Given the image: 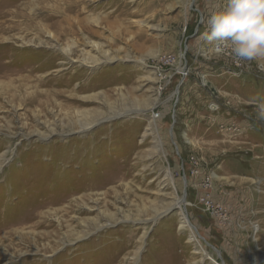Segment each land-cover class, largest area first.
I'll return each instance as SVG.
<instances>
[{
  "label": "rangeland",
  "instance_id": "1",
  "mask_svg": "<svg viewBox=\"0 0 264 264\" xmlns=\"http://www.w3.org/2000/svg\"><path fill=\"white\" fill-rule=\"evenodd\" d=\"M76 1L80 15L64 14L88 24L70 32L75 58L83 37L116 57L91 68L39 44L17 56L46 65L33 75L54 81L31 84L58 93H0V264H213L199 246L221 264H264V65L215 53L207 20L226 0ZM76 110L100 119L76 131ZM42 123L62 131L39 138ZM174 195L198 241L163 211Z\"/></svg>",
  "mask_w": 264,
  "mask_h": 264
},
{
  "label": "bare ground",
  "instance_id": "2",
  "mask_svg": "<svg viewBox=\"0 0 264 264\" xmlns=\"http://www.w3.org/2000/svg\"><path fill=\"white\" fill-rule=\"evenodd\" d=\"M50 1L54 2L53 6H51L49 3L50 6L42 5L37 7L32 0H0V82H2L1 84H3V86H1L0 88V93L10 97V99L15 97L17 98V96L22 93H24V95L31 94L34 98H38V97L47 98L50 94L54 95L58 93V92H54L55 90L43 91L44 93H42V91L38 92L37 88L31 84L32 82H36V84L38 85H45L48 82H50L49 84H51L54 81L53 77L52 78L50 77L48 79L46 78L39 79V77L37 78L36 75H33L34 72H37L39 70H44L47 67L46 65L40 63L39 66L36 67L33 66V64L31 65V63H21L18 59H16L19 54L23 53L22 50H25L27 47L31 45L39 44V45H44L45 47L47 46L52 50L61 53V55L64 57L67 63L77 62L79 63V65H86V66H90L91 68H94L97 64L106 63L107 61L116 57L114 54L115 51L103 49L100 46V43L90 40L89 38L83 37V43L88 46V49L80 52L79 56L77 55V57L75 58L74 55L78 51L76 49L77 40L75 38H72L70 32L73 31L72 33H77L79 29H82L80 27H83V25L85 27L87 26L86 24H88V20L85 22L86 20L85 18V19L76 20L77 22H74L73 19L72 22L70 23L69 22L70 18H68L67 15L64 14V12L67 13L70 12L80 15L81 12L79 9V3H80L79 1L76 0L69 2L67 0H50ZM48 20L51 21L50 22L51 25H46L45 22ZM92 21L98 23L97 20L95 19ZM65 23L69 24V28L64 27ZM51 28L53 30H51ZM38 30L44 33L42 34L43 36H41ZM29 34H33V35L30 37ZM44 37L46 38L43 39ZM59 38H62L65 41L64 44L58 42ZM5 53H8L9 60L3 63L1 62L3 58H7L6 57L7 54L5 55ZM43 54H49V53L44 51H42V53H39V55L44 56ZM49 55H51V53ZM140 64L146 66L145 62H140ZM60 65H61L60 68L58 67L59 65H56L55 70L60 71L63 64ZM52 66L54 67V64ZM181 70L182 69H180V71ZM86 71L87 70L81 71V73L79 74L82 75ZM25 73L26 75H24ZM14 75L20 76V77L18 76L20 80L19 82L17 81L18 82L17 85L14 83V81H16L17 79L11 78ZM71 79L72 78L68 80L69 83H71L72 81ZM82 85L85 87L84 84ZM30 91L32 92L30 93ZM177 92L178 91H175L174 95H176ZM145 110L146 109H142L139 111L144 112ZM74 115L76 119L75 121L72 120L69 121V127L71 128L73 127L74 124H77L78 130L76 131L84 130L85 128L94 124L95 121H99L100 119V118H96L98 117L96 113L92 114V112H83L80 110H76L74 112ZM149 121H150L149 126L150 125L152 126L153 120L151 119ZM42 125L45 129H43L42 132L37 133V136L39 138H45L47 137L46 132L51 134L56 130L55 128L56 125L51 126L50 123L49 124L42 123ZM59 127H61L59 128L60 131H62V126ZM156 142H157V145H155L156 150L157 147H159V150L161 151L162 148L160 145V141L157 139ZM7 153H8L7 149H2V148L0 149V167L3 165ZM170 175L171 173L167 170L166 176L168 178V181H170L171 178ZM57 200L58 199L55 198L54 200H51L50 203H56ZM185 201L186 199L184 198V195L183 196L174 195L173 199L168 201V203H164L162 209L164 212L169 209L178 211L179 214L177 219V223H178L177 226L179 228L189 229L190 236L186 237L185 241L192 243L193 239L197 238L196 227L194 224L191 225L192 222L189 220V217L183 211V204ZM163 211H161V213ZM38 213L39 212H37L36 214ZM36 214H31L30 216H26L24 218L22 217L14 218L11 219L10 221H6V223L14 224V223H19L23 220H32L33 217L34 218L36 217L35 216ZM159 214L160 211H157L152 219H155ZM196 246L198 247V245ZM199 247L201 248V249L199 248V250H201L204 256L210 259V261H212L213 264H221L214 261V258L210 257L208 253L202 249L201 246ZM255 259L257 261H264V254L255 257Z\"/></svg>",
  "mask_w": 264,
  "mask_h": 264
},
{
  "label": "clouds",
  "instance_id": "3",
  "mask_svg": "<svg viewBox=\"0 0 264 264\" xmlns=\"http://www.w3.org/2000/svg\"><path fill=\"white\" fill-rule=\"evenodd\" d=\"M207 27L215 53L264 65V0H226L210 12Z\"/></svg>",
  "mask_w": 264,
  "mask_h": 264
},
{
  "label": "built area",
  "instance_id": "4",
  "mask_svg": "<svg viewBox=\"0 0 264 264\" xmlns=\"http://www.w3.org/2000/svg\"><path fill=\"white\" fill-rule=\"evenodd\" d=\"M168 60L174 62L173 58H171V57H168ZM214 105L218 108V105H216V104H214Z\"/></svg>",
  "mask_w": 264,
  "mask_h": 264
}]
</instances>
